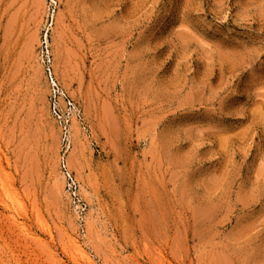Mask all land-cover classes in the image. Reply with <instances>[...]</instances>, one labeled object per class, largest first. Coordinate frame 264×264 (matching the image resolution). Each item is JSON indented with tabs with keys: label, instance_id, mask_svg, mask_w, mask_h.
<instances>
[{
	"label": "rangeland",
	"instance_id": "rangeland-1",
	"mask_svg": "<svg viewBox=\"0 0 264 264\" xmlns=\"http://www.w3.org/2000/svg\"><path fill=\"white\" fill-rule=\"evenodd\" d=\"M0 264H264V0H0Z\"/></svg>",
	"mask_w": 264,
	"mask_h": 264
},
{
	"label": "built area",
	"instance_id": "built-area-1",
	"mask_svg": "<svg viewBox=\"0 0 264 264\" xmlns=\"http://www.w3.org/2000/svg\"><path fill=\"white\" fill-rule=\"evenodd\" d=\"M50 78L52 81V90H51L52 96H53V98H57L58 96H60L62 94V92L59 88L57 81L53 77L52 73H50ZM54 111L55 112L57 111L56 105H55ZM61 139H62V141H61L60 167H61L63 174L66 176L67 180L73 182V177H72V174H71V172L67 166V160H66V155H67L68 149H69V135H68V129H67L66 124L64 125V128L62 130V138Z\"/></svg>",
	"mask_w": 264,
	"mask_h": 264
},
{
	"label": "bare ground",
	"instance_id": "bare-ground-1",
	"mask_svg": "<svg viewBox=\"0 0 264 264\" xmlns=\"http://www.w3.org/2000/svg\"><path fill=\"white\" fill-rule=\"evenodd\" d=\"M7 204V203H6Z\"/></svg>",
	"mask_w": 264,
	"mask_h": 264
}]
</instances>
